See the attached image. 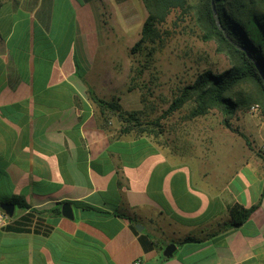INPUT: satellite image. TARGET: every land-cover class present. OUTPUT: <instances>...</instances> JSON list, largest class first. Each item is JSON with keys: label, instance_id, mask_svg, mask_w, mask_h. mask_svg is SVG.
Here are the masks:
<instances>
[{"label": "crops", "instance_id": "1", "mask_svg": "<svg viewBox=\"0 0 264 264\" xmlns=\"http://www.w3.org/2000/svg\"><path fill=\"white\" fill-rule=\"evenodd\" d=\"M108 46L114 0H0V201L30 205L0 227V264H264V120L229 165L120 132L90 95L115 96ZM235 202L258 204L238 226Z\"/></svg>", "mask_w": 264, "mask_h": 264}, {"label": "rangeland", "instance_id": "2", "mask_svg": "<svg viewBox=\"0 0 264 264\" xmlns=\"http://www.w3.org/2000/svg\"><path fill=\"white\" fill-rule=\"evenodd\" d=\"M179 12L173 11L160 26L163 39L149 45L154 47L149 54L146 46L132 49L141 37L147 16L142 0H114V50L108 46L94 59L96 68L114 65V98H119L125 110L137 111L143 122L157 119L200 72L206 69L221 72L231 65L230 58L217 50L214 41L200 37L193 15ZM108 43H113V39ZM192 107L193 102H187L161 118L159 125H148L151 131L148 135L159 144L189 146L200 155L213 156V162L219 163L228 155L229 165L234 160L233 153L227 151L251 141L245 118L254 116L264 120L261 107L254 112L246 105L237 110L229 119L231 126H227L218 110L191 117ZM113 120L118 129L125 126L116 117Z\"/></svg>", "mask_w": 264, "mask_h": 264}, {"label": "trees", "instance_id": "3", "mask_svg": "<svg viewBox=\"0 0 264 264\" xmlns=\"http://www.w3.org/2000/svg\"><path fill=\"white\" fill-rule=\"evenodd\" d=\"M147 16L142 24L141 37L133 50H139L163 39L160 26L166 23L173 11L193 15L200 37L214 41L217 50L230 58V67L214 72L206 69L200 72L192 83L185 85L172 99L168 108L155 120L143 122L137 111L125 110L119 98L105 99L90 89V95L99 105L103 120L117 118L125 126L120 132L135 135L151 133L148 125H159L161 118L180 109L187 102H193L190 116H200L212 109L224 116V123L231 126L229 119L239 108L258 103L264 116V0H214L219 20L230 40L219 28L212 10V0H142ZM234 42V43H233ZM236 44L243 48L237 47ZM149 48V54L153 49ZM149 136V135H148ZM13 202L21 209L30 205L21 196H14ZM61 204V203H60ZM258 204L244 207L238 202L230 208L232 225L238 226L248 219ZM60 205L54 208L61 213Z\"/></svg>", "mask_w": 264, "mask_h": 264}, {"label": "water", "instance_id": "4", "mask_svg": "<svg viewBox=\"0 0 264 264\" xmlns=\"http://www.w3.org/2000/svg\"><path fill=\"white\" fill-rule=\"evenodd\" d=\"M211 3H212L213 14H214V17L216 19V22H217L219 28L222 29L223 32L225 33V35L229 38L226 30L224 29V27L222 26V24H221V22L219 20V16H218V13H217V10H216V7H215L214 0H212ZM235 45L237 47H239V48H243V47L239 46L236 43H235ZM0 208H2L6 213H8V215L10 217H12L14 215V212H15V204L13 202H10V201H0ZM61 213L65 217L74 218V213H73V208H72L71 203H69V202L63 203V205L61 207ZM138 228L139 229H142L141 226H139ZM174 249H175V244H169L168 246H166V248L164 250V255L165 256H170L173 253Z\"/></svg>", "mask_w": 264, "mask_h": 264}, {"label": "built area", "instance_id": "5", "mask_svg": "<svg viewBox=\"0 0 264 264\" xmlns=\"http://www.w3.org/2000/svg\"><path fill=\"white\" fill-rule=\"evenodd\" d=\"M259 104L255 103L251 105V111H259ZM262 149H264V144L262 145ZM10 220V216L6 213L2 208H0V227L6 225ZM134 264H140V260H136Z\"/></svg>", "mask_w": 264, "mask_h": 264}]
</instances>
